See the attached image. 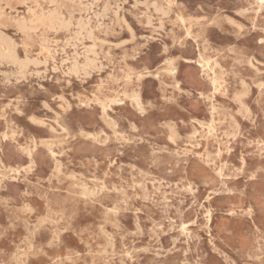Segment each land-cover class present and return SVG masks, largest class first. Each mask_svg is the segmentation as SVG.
<instances>
[{"label": "rangeland", "instance_id": "1", "mask_svg": "<svg viewBox=\"0 0 264 264\" xmlns=\"http://www.w3.org/2000/svg\"><path fill=\"white\" fill-rule=\"evenodd\" d=\"M0 264H264V0H0Z\"/></svg>", "mask_w": 264, "mask_h": 264}, {"label": "bare ground", "instance_id": "2", "mask_svg": "<svg viewBox=\"0 0 264 264\" xmlns=\"http://www.w3.org/2000/svg\"><path fill=\"white\" fill-rule=\"evenodd\" d=\"M136 1V0H135ZM65 18V17H64ZM153 18V17H152ZM182 23V22H181ZM73 26V25H72ZM3 35V34H2ZM135 54V53H134ZM135 56V55H134ZM136 58V57H135ZM134 58V59H135ZM236 66V65H235ZM20 71V70H19ZM51 80V79H50ZM51 82V81H50ZM242 83V82H241ZM225 84V83H224ZM190 94H192V93H190ZM241 96V95H240ZM213 97V96H212ZM172 100V99H171ZM210 100V99H209ZM148 102V101H147ZM150 102V101H149ZM150 104V103H149ZM215 107V106H214ZM237 111V110H236ZM52 112H53V110H52ZM55 113V112H54ZM58 115V114H57ZM59 116V115H58ZM60 117V116H59ZM33 118V117H32ZM61 118V117H60ZM37 119V118H36ZM41 119V118H40ZM47 119V118H46ZM111 119V118H110ZM42 120V119H41ZM60 120V119H59ZM103 120V119H102ZM234 120V119H233ZM40 121V120H39ZM38 121V122H39ZM43 121H44V119H43ZM50 121L52 122V119H50ZM53 121H55V120H53ZM61 122H62V120H60ZM103 121H105V120H103ZM106 121H107V119H106ZM112 121H113V119H112ZM116 121V120H115ZM169 121V120H168ZM235 121V120H234ZM33 122V121H32ZM59 122V121H58ZM201 122V121H200ZM41 123V122H40ZM103 123V122H102ZM171 123H172V121H171ZM237 123V122H236ZM36 124H37V122H36ZM166 124H168V123H165V125ZM67 125V124H66ZM105 125V124H104ZM107 125V124H106ZM239 125V124H238ZM237 125V126H238ZM49 126H50V124H49ZM56 126H58V125H56ZM81 126V125H80ZM110 125H108V127H109ZM65 127V126H64ZM79 127V126H78ZM170 127V126H169ZM71 129V128H70ZM83 129V128H82ZM59 130H60V127H59ZM72 130V129H71ZM81 130V129H80ZM234 130V129H233ZM55 131V130H54ZM62 131V130H61ZM78 131H79V128H78ZM173 131V130H172ZM64 132V131H63ZM73 132V131H72ZM61 133V132H60ZM65 134H66V132H64ZM63 133V134H64ZM101 133V132H100ZM99 133V134H100ZM4 134V133H3ZM178 135V134H177ZM65 136V135H64ZM67 136H69V135H67ZM71 136V135H70ZM71 137H73V136H71ZM85 137V136H84ZM2 138H3V136H2ZM80 138V137H79ZM82 138V137H81ZM4 139H6V138H4ZM115 139V138H114ZM47 140V139H46ZM65 141V140H64ZM90 141H92V140H90ZM106 141V140H105ZM59 142H60V140H59ZM108 142V141H107ZM46 143V142H45ZM48 143V142H47ZM50 143V142H49ZM44 146H46L47 147V145H44ZM165 147V146H164ZM19 149H21V148H19ZM53 149V148H52ZM18 151V150H17ZM20 152V151H19ZM53 154V153H52ZM136 154V153H135ZM134 154V155H135ZM134 157V156H133ZM137 157V156H136ZM160 161V160H159ZM180 163V162H179ZM4 164V163H3ZM156 165V164H155ZM179 167V166H178ZM29 170V169H28ZM142 171V170H141ZM85 180V179H84ZM211 182V181H210ZM90 185V184H89ZM242 191V190H241ZM252 191V190H251ZM34 230V229H33ZM183 232V231H182ZM155 262V261H154Z\"/></svg>", "mask_w": 264, "mask_h": 264}]
</instances>
